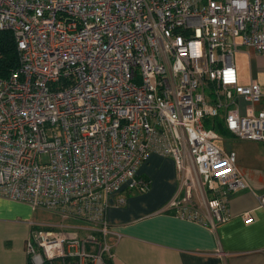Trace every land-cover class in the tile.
<instances>
[{"label": "built area", "instance_id": "obj_1", "mask_svg": "<svg viewBox=\"0 0 264 264\" xmlns=\"http://www.w3.org/2000/svg\"><path fill=\"white\" fill-rule=\"evenodd\" d=\"M0 31L18 54L0 76V197L61 220L31 229L28 264H109L108 197L146 192L154 153L176 169L167 208L229 218L243 179L204 121L264 141L260 82L234 68L240 44L264 56V0H0Z\"/></svg>", "mask_w": 264, "mask_h": 264}, {"label": "crops", "instance_id": "obj_2", "mask_svg": "<svg viewBox=\"0 0 264 264\" xmlns=\"http://www.w3.org/2000/svg\"><path fill=\"white\" fill-rule=\"evenodd\" d=\"M234 54L237 80L248 83L255 77L260 82L263 95L254 104L262 107L264 56L243 44ZM204 125L217 130L224 151H235L243 179V186L227 196L229 218L211 228L167 208L178 187L176 169L172 158L154 153L137 169L149 182L146 192L122 187L108 197L106 217L118 233L109 264H264V207L256 199L264 190V141L235 137L220 118ZM31 210L0 197V264H28L31 229L47 223L33 221ZM246 210L252 217L244 221Z\"/></svg>", "mask_w": 264, "mask_h": 264}, {"label": "trees", "instance_id": "obj_3", "mask_svg": "<svg viewBox=\"0 0 264 264\" xmlns=\"http://www.w3.org/2000/svg\"><path fill=\"white\" fill-rule=\"evenodd\" d=\"M18 66V54L10 31H0V76L5 77Z\"/></svg>", "mask_w": 264, "mask_h": 264}, {"label": "rangeland", "instance_id": "obj_4", "mask_svg": "<svg viewBox=\"0 0 264 264\" xmlns=\"http://www.w3.org/2000/svg\"><path fill=\"white\" fill-rule=\"evenodd\" d=\"M234 62H236L237 60V56L234 54ZM247 71H245L246 73ZM264 78V74L262 76H260V79H263ZM216 143L218 145H222L221 141H216ZM31 219L33 221H42V222H47V223H60L61 220H60V217H59V214H56L54 212H51L49 210H46V209H36V210H31ZM68 223H76L74 221H66Z\"/></svg>", "mask_w": 264, "mask_h": 264}]
</instances>
